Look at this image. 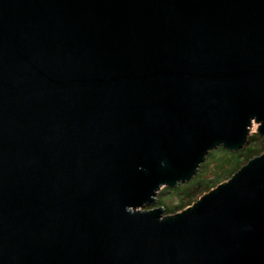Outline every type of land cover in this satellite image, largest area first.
Segmentation results:
<instances>
[{"label": "water", "instance_id": "obj_1", "mask_svg": "<svg viewBox=\"0 0 264 264\" xmlns=\"http://www.w3.org/2000/svg\"><path fill=\"white\" fill-rule=\"evenodd\" d=\"M253 123L264 0H0V264H264V152L155 206Z\"/></svg>", "mask_w": 264, "mask_h": 264}, {"label": "trees", "instance_id": "obj_2", "mask_svg": "<svg viewBox=\"0 0 264 264\" xmlns=\"http://www.w3.org/2000/svg\"><path fill=\"white\" fill-rule=\"evenodd\" d=\"M264 152V141L252 131L247 143L239 150L230 151L217 146L205 156L196 170V174L186 182L175 187H162L158 191L157 206L166 214H173L194 203L202 194L208 192L223 181L228 180L249 159Z\"/></svg>", "mask_w": 264, "mask_h": 264}, {"label": "rangeland", "instance_id": "obj_3", "mask_svg": "<svg viewBox=\"0 0 264 264\" xmlns=\"http://www.w3.org/2000/svg\"><path fill=\"white\" fill-rule=\"evenodd\" d=\"M256 124L255 123H253L252 124V129L251 130H253V131H255V129H256ZM163 187V186H162ZM161 187V188H162ZM157 195H158V192H157V194H156V197H157ZM158 198V197H157ZM157 198H155L156 199V201H157ZM155 206H157V205H155ZM148 208H150V207H147L146 209H148ZM168 215H170V214H166L165 212H164V214H163V216H168Z\"/></svg>", "mask_w": 264, "mask_h": 264}]
</instances>
